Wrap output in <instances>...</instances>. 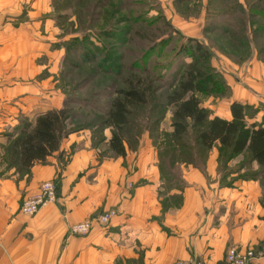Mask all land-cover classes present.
Masks as SVG:
<instances>
[{
	"label": "rangeland",
	"instance_id": "rangeland-1",
	"mask_svg": "<svg viewBox=\"0 0 264 264\" xmlns=\"http://www.w3.org/2000/svg\"><path fill=\"white\" fill-rule=\"evenodd\" d=\"M48 8L32 23L26 11L20 13L17 24L33 27V39L28 40L34 45L19 51L13 66L0 70V174L14 171L9 167L12 146L24 124L65 106L73 110L71 128H85L99 160L117 159L106 147L112 133L101 118L117 88L125 87L127 80L146 78L160 88L158 101L135 111L134 118L145 120L126 128L127 152L137 153L146 139L154 148L160 176H185L190 167L209 176L208 161L216 148L214 176L219 186L221 176L259 175L249 154H222L218 146L200 149L194 132L183 139L185 148L173 145V109L163 106L183 66L192 61L181 51L191 46L189 39L212 52V63L223 76L221 62L226 59L231 67L248 65L255 58L264 63V0H49ZM232 97L205 98L203 106L213 117ZM155 119L158 128L151 132L148 126ZM79 149L73 145L62 157L56 154L59 164L66 166ZM174 183H162L165 209L183 205L182 191H169V186H179Z\"/></svg>",
	"mask_w": 264,
	"mask_h": 264
},
{
	"label": "crops",
	"instance_id": "crops-1",
	"mask_svg": "<svg viewBox=\"0 0 264 264\" xmlns=\"http://www.w3.org/2000/svg\"><path fill=\"white\" fill-rule=\"evenodd\" d=\"M48 7L49 0H0V70L13 66L19 51L34 45L28 40L33 39V27L17 24L20 13L26 11V20L32 23ZM224 61L233 97L213 117L230 120L231 104L237 101L259 109L253 121L263 123L264 63L255 58L248 65L231 67L228 59ZM73 145L81 149L66 166L55 155L47 164L37 163L30 175L15 170L0 174V264H175L189 258L202 264H224L230 247L264 243L259 183L240 180L234 187H220L214 176L215 147L208 161L209 176L186 169L183 205L165 209L150 141L145 139L137 153L103 161L89 133L70 135L62 151L69 153ZM51 180L60 182L57 202L35 216L23 215V199L37 194L41 184ZM111 209L117 215L108 228L95 227L84 237L69 236L72 226Z\"/></svg>",
	"mask_w": 264,
	"mask_h": 264
},
{
	"label": "trees",
	"instance_id": "trees-1",
	"mask_svg": "<svg viewBox=\"0 0 264 264\" xmlns=\"http://www.w3.org/2000/svg\"><path fill=\"white\" fill-rule=\"evenodd\" d=\"M188 41L191 46L182 47L181 51L189 54L192 61L183 66L180 79L163 106L173 109L171 124L173 130L170 140L173 145L182 149L185 148L182 144L183 139L189 136L190 132H194L196 144L200 149L211 151L218 146L222 154L225 152L232 156L249 154L253 163L258 165L259 175L221 176L220 187H234L240 180L257 181L261 185L264 206V122L253 121L259 109L235 101L230 107V120L212 117L211 110L203 106L204 99L231 98L232 88L223 74L214 67L212 52L198 40ZM159 90V87L155 88L146 78L127 80L125 87L116 89L109 109L101 118L103 126L111 129L112 136L106 147L113 157H126L128 149L126 128L139 120H145L144 116L134 118L135 111L147 107L151 101H158ZM252 109L255 111L250 113ZM72 115L73 110L65 106L42 113L34 122L24 124L13 142L10 170L14 169L19 175H30L31 169L37 163L47 164L48 159L56 154L62 157L64 140L85 129L71 128ZM158 121L155 119L148 126L151 132L158 128ZM161 181L163 186L168 185L167 183L179 184L169 186L170 192L183 191L187 187L183 176H161ZM166 204L167 202L164 203V207Z\"/></svg>",
	"mask_w": 264,
	"mask_h": 264
},
{
	"label": "built area",
	"instance_id": "built-area-1",
	"mask_svg": "<svg viewBox=\"0 0 264 264\" xmlns=\"http://www.w3.org/2000/svg\"><path fill=\"white\" fill-rule=\"evenodd\" d=\"M58 200V184L56 180L47 181L41 184L37 194L23 199L20 212L25 216H35L41 209ZM117 215L113 209L107 210L72 226L69 236H88L95 227L108 228L112 219ZM264 258V243L258 246H232L227 250L224 264H260ZM175 264H202L195 258L178 260Z\"/></svg>",
	"mask_w": 264,
	"mask_h": 264
}]
</instances>
